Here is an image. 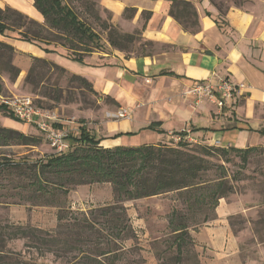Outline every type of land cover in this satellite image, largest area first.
<instances>
[{
	"label": "crops",
	"instance_id": "crops-1",
	"mask_svg": "<svg viewBox=\"0 0 264 264\" xmlns=\"http://www.w3.org/2000/svg\"><path fill=\"white\" fill-rule=\"evenodd\" d=\"M187 1L198 12L199 27L195 31L184 29L170 15L172 0H99L101 8L111 13L115 25L127 32L140 29L145 41L160 47L146 55L93 52L78 62L65 50L53 49L54 53L46 55L35 44L1 35L0 41L13 46L18 56L24 57L26 70L33 57L47 59L70 76L88 80L96 94L108 100L98 112L91 132L104 149L171 144L169 134L184 128L192 129L198 145L240 150L264 148V3L249 9L230 7L218 17L210 12L208 0ZM0 8H11L39 23L45 22L34 0H0ZM128 9L133 15L126 19L124 14ZM146 13L150 14L147 18ZM217 78L245 85L222 111L209 102L196 106L192 96H185L196 83ZM20 80L21 77L11 86L4 83V90L14 91ZM122 110L128 112L129 118L119 117ZM29 126L34 131L23 134L38 135V129ZM169 194L125 203L133 226L140 230L146 264H159L153 245L165 235L158 232L153 236L134 206L141 213V203L160 206ZM115 202L112 185L97 183L71 190L65 208L87 213ZM155 206L151 209L158 217L161 213ZM0 207L9 212V221L15 224L43 230H54L59 224L56 207L2 203ZM245 210H240L234 201L222 199L214 220L201 228L190 229L200 264H250L242 259L240 240L229 222L230 217ZM134 214L139 218L136 221L132 219ZM169 223L168 219L162 222L161 231Z\"/></svg>",
	"mask_w": 264,
	"mask_h": 264
},
{
	"label": "trees",
	"instance_id": "trees-1",
	"mask_svg": "<svg viewBox=\"0 0 264 264\" xmlns=\"http://www.w3.org/2000/svg\"><path fill=\"white\" fill-rule=\"evenodd\" d=\"M82 1L90 13L98 17L96 7L101 8L100 4L94 3V0ZM34 5L44 17V25L17 10L0 8V35L38 45L46 53L55 52L47 46L60 47L69 57L83 62V57L90 51L78 49L76 45L81 41L92 43L95 35L91 27L80 20L73 9L63 5L62 0H34ZM129 12L133 11L126 10L124 16ZM224 13L219 12L220 16ZM148 15L146 13L144 17ZM170 15L186 30L195 31L199 27L198 12L190 1L172 0ZM105 28L109 31L110 44L121 51H127L129 45L142 40L141 36L121 33L109 22L105 23ZM14 33L17 35H12ZM83 45L85 47L86 44ZM146 45L153 47L154 43L146 42ZM15 53L13 46L0 41V95L4 91L1 73H7L13 82L21 74L13 63ZM51 70L69 75L56 63L33 57L25 84L35 91L40 89ZM70 78L82 82L98 96L85 78ZM42 94L50 100L58 99V95H51L48 91ZM0 112L16 119L3 103L0 104ZM80 132L89 135V138L83 139L86 145L74 148L79 141L69 135L71 149L68 152L55 154L36 164H21L0 155V199L3 200L0 204L59 209V224L54 230L15 224L9 220L0 222V264H42L40 260L47 254L58 260L70 259L75 264H117L122 259L124 244L132 241L137 245L141 239L140 230L133 226L125 203L178 193L194 220L206 209L212 211V217L207 214L203 217L202 223H207L216 218L215 211L220 200L235 192V184L242 181V172L251 164V155L264 153L263 147L240 150L198 144L191 146L183 142L178 145L108 150L102 148L96 136L85 127H81ZM41 143L40 138L27 136L0 124V148L37 147ZM233 153L240 158L241 172L231 173L225 166L232 162L230 155ZM97 183L111 184L116 199L114 205L99 209L103 222L89 220V215L83 213L82 219L71 218L73 222H68V216L73 215L65 208L68 193L79 186ZM64 221L67 223L63 224ZM189 221L191 218L187 214L173 210L169 219L173 238L165 243L167 250L175 246L177 255L167 259L162 257V253L156 254L160 264H181L184 252L190 256L188 259L200 264L196 250L193 254L187 250L189 246L195 249ZM229 222L232 227L231 218ZM260 224L264 225V220ZM96 225L104 227L105 233L98 230ZM195 227L196 224L193 225ZM18 241H25L24 251L10 248L12 242ZM72 253L76 254L67 258Z\"/></svg>",
	"mask_w": 264,
	"mask_h": 264
},
{
	"label": "rangeland",
	"instance_id": "rangeland-1",
	"mask_svg": "<svg viewBox=\"0 0 264 264\" xmlns=\"http://www.w3.org/2000/svg\"><path fill=\"white\" fill-rule=\"evenodd\" d=\"M63 5L69 6L74 12L79 16L80 20L86 22L89 27H91L92 34L95 35L92 37V43L89 41L80 42L76 47L81 50H88L90 53L100 52V53H113V52H122L127 56L131 55H144L148 52L158 51L160 47L154 45L149 47L146 45L144 38L140 29L131 30L127 32L124 28L119 25H115L112 22V15L110 12H106L103 8L96 7L97 16L95 13H90L89 9L86 8L82 0H62ZM209 10L213 12L215 16H220V13H224L230 7H242V8H256L260 4L264 3V0H208ZM94 3L99 4V0ZM172 8V5H171ZM170 8V11H171ZM169 11V12H170ZM133 15V12H129L124 16V18L129 19ZM109 22L113 24L116 29L121 33L135 34L137 37L141 36L142 40H136L133 44L129 45L127 51H121L113 47L109 42V31L105 28V23ZM39 23V22H38ZM40 24H45L40 23ZM17 35V34H12ZM83 44H86L85 47ZM49 49H56L54 46H47ZM40 49L44 51L42 47ZM57 49L64 50L60 47ZM46 53V52H45ZM52 53H46L50 55ZM86 56V55H85ZM57 58V56L55 57ZM13 63L21 70V74L18 79H20L19 85L14 89V91L4 90L2 97L0 98V104L5 101H13L20 98L29 97L32 99L34 105L39 108H43L55 114L60 120L62 130L67 132L69 135L78 139V143L75 144L74 148L79 146H84L86 143H83L84 138H89V135H82L80 132L81 127H85L90 132H92L93 125L96 123V118L98 112L102 109L103 106L108 104V100H102L99 96L95 95L90 91V89L80 81L71 80L70 76L67 74H62L58 71L51 70L45 77L44 84L40 86V89L33 90L32 87L25 84V78L30 69L25 68V59L22 56H18L17 52L14 55ZM22 69L24 73L22 74ZM1 78L4 83H7L9 86L14 85L18 79L13 82L10 79V76L7 73H1ZM48 91L51 95H58L57 100H50L43 96V92ZM59 93V94H58ZM15 94V95H10ZM0 124L11 130H15L21 133H28L34 131L33 128L27 123H23L11 117H5L0 114ZM39 131V130H38ZM37 131V132H38ZM92 134V133H91ZM35 137L42 140L41 145L37 146L38 148L33 147H2L0 148V155H3L8 160H12L18 163L36 164L41 161H46L50 156H54L56 153L49 146L48 141L45 137L38 132V135ZM82 141V142H81ZM175 145L174 143H171ZM191 146H195L191 144ZM232 162L226 164V168L231 173L241 172V162L240 158L234 153L230 155ZM251 164L247 170L242 172L243 179L235 184V192L230 194L228 199L230 202H236L239 209L245 208V212H238L236 215L230 217L232 228L234 233L240 240L241 256L245 263L250 264H264V225L260 224L264 220V153H255L251 155ZM212 177V176H211ZM166 200L163 201L160 206H156L152 203H141V213L137 205L134 208L138 212L140 219H144L147 223V229L152 231L153 236L158 232L163 233L164 236H161V240L154 243V251L156 254H161L164 258H173L177 255L176 247L168 249L165 241H172V230L167 226L166 230H163L162 222H165L166 219L171 218V213L173 210H179L182 213L188 215L191 218L189 221L190 229H198L204 226L205 223H202L203 217L207 214L209 217H212V211L205 210L204 214L199 215L197 220H194L191 217V213L188 212L186 205L183 204V200L180 199L178 193H171L164 197ZM3 200L0 199V202ZM11 202V201H10ZM25 206H29L28 204ZM157 208L159 213L158 217L156 213L152 212V207ZM4 207H0V222L9 220V212L4 210ZM99 209H93L88 211L89 220L94 219L97 222H103V219L100 218ZM143 209V210H142ZM31 210V208H30ZM72 216H68V222L72 223V219L78 218L82 219V213L72 212ZM141 214V215H140ZM137 214H134L133 220L136 221L139 219ZM157 217V218H156ZM72 218V219H71ZM67 221H64L63 224H66ZM196 224V227L193 228V225ZM96 228L102 233H105L104 227L96 225ZM190 231V230H189ZM25 241L12 242L10 248L15 251H24ZM142 243L137 245L128 241L124 244L125 249L121 252L122 259L117 262V264H146L148 260L144 258V248L141 246ZM187 250L194 253V248L192 246L187 247ZM76 253L69 254L67 258H71ZM188 253L184 252V261L181 264H195L193 259H188L190 256ZM37 255L35 254V257ZM42 264H75L71 262L70 259L58 260L53 255L47 254L45 258L41 259ZM160 264V263H159Z\"/></svg>",
	"mask_w": 264,
	"mask_h": 264
},
{
	"label": "built area",
	"instance_id": "built-area-1",
	"mask_svg": "<svg viewBox=\"0 0 264 264\" xmlns=\"http://www.w3.org/2000/svg\"><path fill=\"white\" fill-rule=\"evenodd\" d=\"M244 88V84L237 85L226 78H217L216 81L206 80L196 83L186 92L185 96H192L196 106L209 102L222 111L233 101L236 92ZM3 104L8 106L17 120L35 126L56 154H63L71 149L69 134L56 126L60 124L58 117L34 105L31 98L5 101ZM119 117L129 118V114L126 110H122L119 112ZM192 133L191 128H184L179 132H171L169 135L171 142L175 145L182 142L197 144Z\"/></svg>",
	"mask_w": 264,
	"mask_h": 264
}]
</instances>
